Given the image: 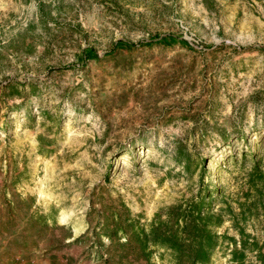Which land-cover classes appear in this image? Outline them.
Listing matches in <instances>:
<instances>
[{"label": "rangeland", "instance_id": "374dc122", "mask_svg": "<svg viewBox=\"0 0 264 264\" xmlns=\"http://www.w3.org/2000/svg\"><path fill=\"white\" fill-rule=\"evenodd\" d=\"M248 151L264 171V0H0V202L3 187L32 196L74 237L97 220L91 200L147 225L201 181L244 201ZM252 213L242 224L264 239ZM91 241L54 251L95 261ZM222 246L210 264H227Z\"/></svg>", "mask_w": 264, "mask_h": 264}, {"label": "trees", "instance_id": "16d2710c", "mask_svg": "<svg viewBox=\"0 0 264 264\" xmlns=\"http://www.w3.org/2000/svg\"><path fill=\"white\" fill-rule=\"evenodd\" d=\"M251 152L252 167L244 201L234 199L236 206L224 195L222 185L203 183L190 197L155 211L147 225L139 215L132 214L124 203L94 206L87 213L97 216L95 224L85 233L73 237L71 232L55 233L57 224L49 223L33 209L32 196H22L14 190L0 202V257H11L48 241L45 252L76 243L93 230L96 243L90 242L88 256L97 244L95 260L101 264H210L216 250L228 249L227 264H264V239L246 231L242 221L261 210L264 229V171L256 151ZM244 159L248 154L243 153ZM224 160L229 159L226 155ZM221 168L220 162H215ZM206 169L205 166H203ZM254 192L252 198L248 193ZM237 208V211L235 210ZM240 218V219H239ZM229 221L236 235L220 232ZM63 226L59 227L64 230ZM105 236L109 242H103ZM73 237V238H72ZM72 238L71 240H67ZM156 256L157 260H154Z\"/></svg>", "mask_w": 264, "mask_h": 264}, {"label": "crops", "instance_id": "0c3cea01", "mask_svg": "<svg viewBox=\"0 0 264 264\" xmlns=\"http://www.w3.org/2000/svg\"><path fill=\"white\" fill-rule=\"evenodd\" d=\"M74 235L75 234H72L73 237ZM31 257L35 260V261H31L32 263L34 262L33 264H70L68 262V257L65 256V254L57 253L55 251L41 253L40 255H36L34 253ZM93 259L89 260L88 262L84 261L82 262V264H95V261L98 262L97 260L93 261ZM31 262L29 261V258L26 255L23 257V260H21V262L16 260L14 257L13 258L11 257L7 259V261H5L4 264H30Z\"/></svg>", "mask_w": 264, "mask_h": 264}, {"label": "bare ground", "instance_id": "6f19581e", "mask_svg": "<svg viewBox=\"0 0 264 264\" xmlns=\"http://www.w3.org/2000/svg\"><path fill=\"white\" fill-rule=\"evenodd\" d=\"M212 165V164H211Z\"/></svg>", "mask_w": 264, "mask_h": 264}]
</instances>
